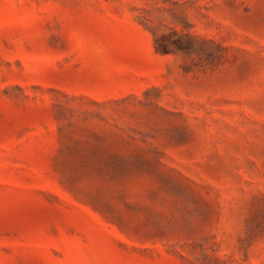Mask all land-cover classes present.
I'll list each match as a JSON object with an SVG mask.
<instances>
[{
	"label": "rangeland",
	"instance_id": "rangeland-1",
	"mask_svg": "<svg viewBox=\"0 0 264 264\" xmlns=\"http://www.w3.org/2000/svg\"><path fill=\"white\" fill-rule=\"evenodd\" d=\"M0 264H264V0H0Z\"/></svg>",
	"mask_w": 264,
	"mask_h": 264
},
{
	"label": "trees",
	"instance_id": "trees-1",
	"mask_svg": "<svg viewBox=\"0 0 264 264\" xmlns=\"http://www.w3.org/2000/svg\"><path fill=\"white\" fill-rule=\"evenodd\" d=\"M161 51L164 52V53L167 52V50H165V49L164 50H161Z\"/></svg>",
	"mask_w": 264,
	"mask_h": 264
}]
</instances>
